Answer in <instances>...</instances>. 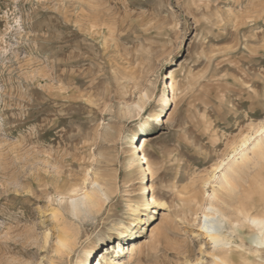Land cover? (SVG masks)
Returning a JSON list of instances; mask_svg holds the SVG:
<instances>
[{"label": "rangeland", "instance_id": "rangeland-1", "mask_svg": "<svg viewBox=\"0 0 264 264\" xmlns=\"http://www.w3.org/2000/svg\"><path fill=\"white\" fill-rule=\"evenodd\" d=\"M262 126L264 0H0V264H215L207 195ZM94 183L106 196L73 216ZM250 189L223 191L221 231L238 264H264L238 214L264 202V172Z\"/></svg>", "mask_w": 264, "mask_h": 264}, {"label": "bare ground", "instance_id": "bare-ground-1", "mask_svg": "<svg viewBox=\"0 0 264 264\" xmlns=\"http://www.w3.org/2000/svg\"><path fill=\"white\" fill-rule=\"evenodd\" d=\"M166 87L168 95H165L166 98L164 103L166 107L169 105L168 111H170L172 107L173 109L175 108L177 101L175 71H170V75L167 77ZM154 120L156 123H162L163 117L158 115ZM148 144V137L142 135L137 143V154L141 159V164L147 166V170L153 178L154 172L146 154ZM234 153L235 154L228 159L227 162H224L218 167L221 171L220 176L215 177L217 180V188L214 187L212 192L207 195L208 203L203 207L200 219L201 232L204 233L214 245L215 264H238L233 249L230 246L231 239H229L228 234L226 235V233L221 231L222 225L226 220L227 214H225V211L231 208V204L223 191L228 195L230 192L234 193L233 191H235L236 188H239V190L241 189V195L246 199L250 198L251 194H253L250 187L254 182H257V180L259 182L264 172V126L257 129L256 137H246L243 139L241 141V148ZM150 192L152 193L150 199L151 205L161 206L162 208L167 206L166 203H160L156 198L155 186L153 184L150 186ZM231 193L229 195H231ZM254 193L256 192L254 191ZM261 195L263 196L264 193ZM105 196L106 191L104 187L99 183H94L89 191L71 199L70 206L73 216H79L82 212L89 210L97 201ZM262 200L261 198L258 202L254 201V203L250 205L251 207L243 205L238 211V214L248 223V227L254 229L261 235L256 242L258 245L264 243V202H262ZM248 203L250 204L251 202L248 201ZM253 210H255L256 213H253ZM149 218L153 219L154 217L150 215ZM135 233L136 232H133L130 237H133ZM134 240H136V237L134 239H129V241L133 242ZM127 247L128 249L126 248V252L124 250L125 248L119 243L116 257L120 258V255L128 253L130 254V260L133 259V256L138 253V243L134 242L131 246ZM226 249L228 251H225ZM109 255L110 253H101L95 258L93 264H124L122 259L113 260Z\"/></svg>", "mask_w": 264, "mask_h": 264}]
</instances>
